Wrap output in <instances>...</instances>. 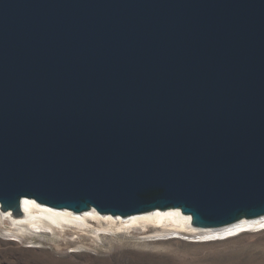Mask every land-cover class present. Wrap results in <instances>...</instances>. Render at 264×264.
I'll use <instances>...</instances> for the list:
<instances>
[{"label":"water","instance_id":"1","mask_svg":"<svg viewBox=\"0 0 264 264\" xmlns=\"http://www.w3.org/2000/svg\"><path fill=\"white\" fill-rule=\"evenodd\" d=\"M28 198L264 220V0H0V205Z\"/></svg>","mask_w":264,"mask_h":264},{"label":"rangeland","instance_id":"2","mask_svg":"<svg viewBox=\"0 0 264 264\" xmlns=\"http://www.w3.org/2000/svg\"><path fill=\"white\" fill-rule=\"evenodd\" d=\"M92 223L94 240L84 248L70 246L73 230L68 227H60L62 237L36 235L22 244L0 236V264H264V230L208 241H191L184 234L152 240L146 238L152 232L139 227L102 231L98 237L93 229L101 225Z\"/></svg>","mask_w":264,"mask_h":264},{"label":"bare ground","instance_id":"3","mask_svg":"<svg viewBox=\"0 0 264 264\" xmlns=\"http://www.w3.org/2000/svg\"><path fill=\"white\" fill-rule=\"evenodd\" d=\"M94 221L101 225L97 230L93 229L98 237L102 235V231L114 232L115 229L129 231L139 227L151 231L152 233L146 238L152 240L182 238L180 234H184L191 237V241H208L220 237L225 239L249 230L254 232L264 230V220H244L230 227L204 229L193 226L191 216L183 214L179 209L149 211L131 217H122L102 214L95 209L84 212L59 209L29 198L22 200L19 214L11 210L4 211L0 205V236L21 244L29 242V239H33L36 235L62 237L60 227H68L73 230V233H69L70 246L84 248L87 246V240L91 239V242L94 240L89 234L91 230L89 228L95 227L92 223ZM73 237L77 239L74 241Z\"/></svg>","mask_w":264,"mask_h":264},{"label":"built area","instance_id":"4","mask_svg":"<svg viewBox=\"0 0 264 264\" xmlns=\"http://www.w3.org/2000/svg\"><path fill=\"white\" fill-rule=\"evenodd\" d=\"M186 239H188V238H186ZM200 241V240H199Z\"/></svg>","mask_w":264,"mask_h":264}]
</instances>
